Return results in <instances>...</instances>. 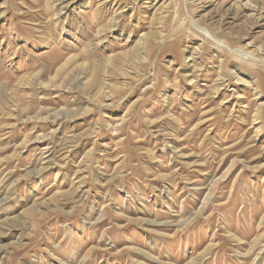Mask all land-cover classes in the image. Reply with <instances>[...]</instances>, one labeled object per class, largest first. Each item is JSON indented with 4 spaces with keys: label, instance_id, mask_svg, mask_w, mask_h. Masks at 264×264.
Here are the masks:
<instances>
[{
    "label": "rangeland",
    "instance_id": "rangeland-1",
    "mask_svg": "<svg viewBox=\"0 0 264 264\" xmlns=\"http://www.w3.org/2000/svg\"><path fill=\"white\" fill-rule=\"evenodd\" d=\"M0 264H264V0H0Z\"/></svg>",
    "mask_w": 264,
    "mask_h": 264
},
{
    "label": "bare ground",
    "instance_id": "bare-ground-1",
    "mask_svg": "<svg viewBox=\"0 0 264 264\" xmlns=\"http://www.w3.org/2000/svg\"><path fill=\"white\" fill-rule=\"evenodd\" d=\"M50 117H51V116H50ZM50 117H49V118H50Z\"/></svg>",
    "mask_w": 264,
    "mask_h": 264
}]
</instances>
